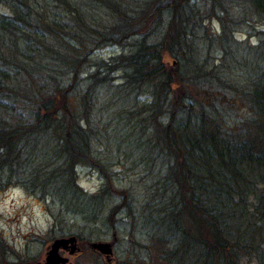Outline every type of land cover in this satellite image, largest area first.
<instances>
[{"label":"trees","instance_id":"1","mask_svg":"<svg viewBox=\"0 0 264 264\" xmlns=\"http://www.w3.org/2000/svg\"><path fill=\"white\" fill-rule=\"evenodd\" d=\"M2 1L9 12L0 10V189L18 184L95 219L106 186L87 194L77 184L92 138L73 89L93 48L139 36L133 51L103 63L125 64V90L143 87L152 98L141 105L149 118L166 117L155 129L172 160L163 179L172 192L156 208V222H165L156 232L160 258L240 264L255 257L264 264V71L246 90L235 88L256 117L251 129L235 131L209 102L193 0ZM256 1L264 12V0ZM94 85L80 97L84 107ZM127 112L138 115L135 106Z\"/></svg>","mask_w":264,"mask_h":264},{"label":"rangeland","instance_id":"2","mask_svg":"<svg viewBox=\"0 0 264 264\" xmlns=\"http://www.w3.org/2000/svg\"><path fill=\"white\" fill-rule=\"evenodd\" d=\"M259 4L256 0L191 3L196 13L194 42L200 61L207 63L209 102L217 104L226 125L235 131L249 130L256 122L243 96L237 98L236 93L241 92L235 88L246 90L264 71V49L258 48L264 41V12L257 8ZM0 10L9 12L2 0ZM96 16L106 24L111 20L103 12ZM138 38L93 48L73 89L78 97L77 111L87 117L92 138L91 158L77 166L76 180L87 194L106 186L102 211L94 219L63 206L54 196H42L18 184L0 189V264H44L55 237L71 235L77 237L79 251L73 255L59 251L68 264H168L160 258L163 246L156 240V232L165 223L156 222V208L169 200L172 192L163 180L172 160L155 138V129L160 122L166 123V117L149 118L147 108L141 105L152 98L143 87L125 90V64L111 67L103 63L115 62L118 56L133 51ZM148 38L156 39L154 31ZM62 80L68 82L69 78ZM90 83L95 84L94 91L85 109L80 97ZM133 106L138 110L136 117L127 112ZM118 204L120 209L110 217V208ZM92 241L111 243L112 255L107 258L93 251L89 246ZM240 264L260 262L245 257Z\"/></svg>","mask_w":264,"mask_h":264},{"label":"water","instance_id":"3","mask_svg":"<svg viewBox=\"0 0 264 264\" xmlns=\"http://www.w3.org/2000/svg\"><path fill=\"white\" fill-rule=\"evenodd\" d=\"M110 244L111 243L105 241H92L89 246L93 251L109 258L110 255H112V245ZM60 250L67 251L69 255L78 252L77 237L74 235L60 238L55 237L46 253L44 264H68V258L62 256L59 253Z\"/></svg>","mask_w":264,"mask_h":264}]
</instances>
